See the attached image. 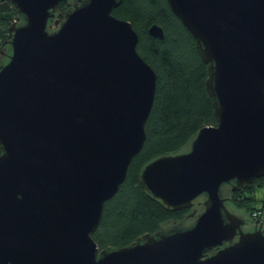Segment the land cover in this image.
Wrapping results in <instances>:
<instances>
[{
  "label": "water",
  "instance_id": "1",
  "mask_svg": "<svg viewBox=\"0 0 264 264\" xmlns=\"http://www.w3.org/2000/svg\"><path fill=\"white\" fill-rule=\"evenodd\" d=\"M0 65V264H264V230L226 195L264 176V0H168L208 64L216 124L145 164L167 207L196 202L128 245L93 236L143 148L157 71L123 0H11ZM149 33L164 37L158 23ZM194 216L189 221L188 217Z\"/></svg>",
  "mask_w": 264,
  "mask_h": 264
},
{
  "label": "trees",
  "instance_id": "2",
  "mask_svg": "<svg viewBox=\"0 0 264 264\" xmlns=\"http://www.w3.org/2000/svg\"><path fill=\"white\" fill-rule=\"evenodd\" d=\"M71 6L70 0L58 4V12ZM113 13L130 19L139 33L138 50L157 71V89L146 121L147 137L143 148L133 157L126 179L119 190L105 201L101 221L93 236L101 248L128 245L146 232H155L169 221L183 220L194 208L173 209L146 191L140 173L146 163L189 143L204 125L216 124L212 98L206 89L208 64L194 36L169 5L168 0H123ZM11 0H0V65L4 41L10 25L18 20ZM153 23L164 29V37L149 33ZM0 145V154L2 153ZM264 187V176L255 178L251 187L226 191L229 203L249 214L264 211V199L256 202V187Z\"/></svg>",
  "mask_w": 264,
  "mask_h": 264
},
{
  "label": "rangeland",
  "instance_id": "3",
  "mask_svg": "<svg viewBox=\"0 0 264 264\" xmlns=\"http://www.w3.org/2000/svg\"><path fill=\"white\" fill-rule=\"evenodd\" d=\"M188 147V144H186L184 147H183V149L185 148H187ZM225 191H227V190H225ZM254 194L256 195V197H257V200H256V202L258 203V204H261L262 203V200L264 199V187H256V189H255V191H254ZM227 195V194H226ZM230 204V203H229ZM230 206H231V208L234 210V211H236V212H238V213H242V214H244L245 216L247 215V214H249V212H247L246 210H244V208H238L237 206H235V205H231L230 204ZM194 209H196V210H198L197 208H194ZM251 215V214H250ZM194 218V216H191V217H188V220L189 221H191L192 219Z\"/></svg>",
  "mask_w": 264,
  "mask_h": 264
},
{
  "label": "flooded vegetation",
  "instance_id": "4",
  "mask_svg": "<svg viewBox=\"0 0 264 264\" xmlns=\"http://www.w3.org/2000/svg\"><path fill=\"white\" fill-rule=\"evenodd\" d=\"M225 189L226 190L230 189V190L234 191L230 186H226ZM246 218H247V227L248 228L262 227V229L264 230V222L259 221L260 219H256V218L252 217V215H250V214H247Z\"/></svg>",
  "mask_w": 264,
  "mask_h": 264
},
{
  "label": "built area",
  "instance_id": "5",
  "mask_svg": "<svg viewBox=\"0 0 264 264\" xmlns=\"http://www.w3.org/2000/svg\"><path fill=\"white\" fill-rule=\"evenodd\" d=\"M252 217L260 219L259 221L264 222V211H255L253 212Z\"/></svg>",
  "mask_w": 264,
  "mask_h": 264
}]
</instances>
